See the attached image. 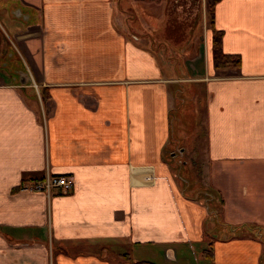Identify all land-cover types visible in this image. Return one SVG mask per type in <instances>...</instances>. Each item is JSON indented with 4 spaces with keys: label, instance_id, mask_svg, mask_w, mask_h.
<instances>
[{
    "label": "crops",
    "instance_id": "0c3cea01",
    "mask_svg": "<svg viewBox=\"0 0 264 264\" xmlns=\"http://www.w3.org/2000/svg\"><path fill=\"white\" fill-rule=\"evenodd\" d=\"M118 4L0 0V264H260L264 0L214 4L188 71L205 150L187 194L164 157L185 84L116 26ZM217 32L236 66L215 67ZM46 174L72 188H25Z\"/></svg>",
    "mask_w": 264,
    "mask_h": 264
},
{
    "label": "rangeland",
    "instance_id": "374dc122",
    "mask_svg": "<svg viewBox=\"0 0 264 264\" xmlns=\"http://www.w3.org/2000/svg\"><path fill=\"white\" fill-rule=\"evenodd\" d=\"M207 1L117 0L119 4L114 19L116 26L121 25L124 33L155 53L159 63L180 80L177 81L179 84H185V104L180 108L181 113H175L179 116L173 121L176 127L173 134L182 137L178 136L179 140L175 138V143L170 147V150H174V156L170 157L168 152L164 155L165 159H170L178 185L184 190L188 183L194 185L197 182L196 176L203 174L205 91H199V99L196 100L198 111L193 113L190 97H193L196 89L193 83L197 82L191 80L192 83H189L192 78L189 72L193 68L198 69L197 63L205 57V38L211 21ZM177 128H181V131ZM187 190L186 194L189 193ZM201 191L211 193L210 190ZM115 260L111 259V262Z\"/></svg>",
    "mask_w": 264,
    "mask_h": 264
},
{
    "label": "trees",
    "instance_id": "16d2710c",
    "mask_svg": "<svg viewBox=\"0 0 264 264\" xmlns=\"http://www.w3.org/2000/svg\"><path fill=\"white\" fill-rule=\"evenodd\" d=\"M219 0H208L207 6L210 9V12L212 14L214 4ZM220 33H214L212 38V59L215 67H229V66H236L239 63V57L236 55L231 54H225L220 49ZM36 179H42V178H36ZM35 180V179H34ZM23 186V184H22ZM21 187V186H20ZM19 190V187L15 188V191ZM249 229L251 232L254 233V235L258 238H261L264 242V228L260 226L255 225H249ZM211 248L209 247L208 252H210ZM124 260H130L131 264H154L152 262L148 261H135L131 260L126 254L123 255ZM260 264H264V251L260 256Z\"/></svg>",
    "mask_w": 264,
    "mask_h": 264
},
{
    "label": "built area",
    "instance_id": "2783aa9c",
    "mask_svg": "<svg viewBox=\"0 0 264 264\" xmlns=\"http://www.w3.org/2000/svg\"><path fill=\"white\" fill-rule=\"evenodd\" d=\"M72 178L67 175L46 174L42 179H35L31 186H26L32 191L42 190L49 193L53 188H60L62 192H67L72 188Z\"/></svg>",
    "mask_w": 264,
    "mask_h": 264
}]
</instances>
